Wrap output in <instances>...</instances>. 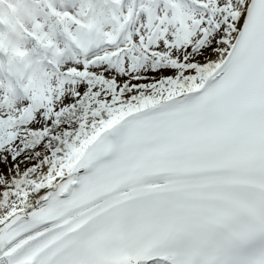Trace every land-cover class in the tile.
Instances as JSON below:
<instances>
[{"label":"snow or ice","instance_id":"1","mask_svg":"<svg viewBox=\"0 0 264 264\" xmlns=\"http://www.w3.org/2000/svg\"><path fill=\"white\" fill-rule=\"evenodd\" d=\"M0 164V264H264V0H0Z\"/></svg>","mask_w":264,"mask_h":264},{"label":"bare ground","instance_id":"2","mask_svg":"<svg viewBox=\"0 0 264 264\" xmlns=\"http://www.w3.org/2000/svg\"><path fill=\"white\" fill-rule=\"evenodd\" d=\"M57 6L60 7L62 4L63 6L67 7L69 11H75V8L78 7V0H56ZM102 6V5H101ZM29 47H32L29 44ZM23 167V166H22ZM5 168L3 165L0 164V171ZM8 173V172H7ZM6 173V174H7Z\"/></svg>","mask_w":264,"mask_h":264},{"label":"rangeland","instance_id":"3","mask_svg":"<svg viewBox=\"0 0 264 264\" xmlns=\"http://www.w3.org/2000/svg\"><path fill=\"white\" fill-rule=\"evenodd\" d=\"M3 165L5 168H3L0 172H3V173H7L8 172V165H5V164H1Z\"/></svg>","mask_w":264,"mask_h":264}]
</instances>
